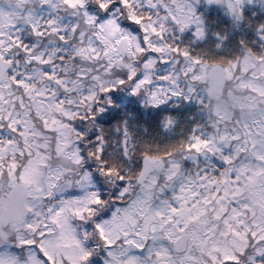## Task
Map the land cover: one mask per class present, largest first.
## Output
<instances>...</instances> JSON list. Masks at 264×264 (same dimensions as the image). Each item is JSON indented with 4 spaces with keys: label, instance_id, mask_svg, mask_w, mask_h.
Masks as SVG:
<instances>
[{
    "label": "snow or ice",
    "instance_id": "obj_1",
    "mask_svg": "<svg viewBox=\"0 0 264 264\" xmlns=\"http://www.w3.org/2000/svg\"><path fill=\"white\" fill-rule=\"evenodd\" d=\"M0 264H264V0H0Z\"/></svg>",
    "mask_w": 264,
    "mask_h": 264
}]
</instances>
